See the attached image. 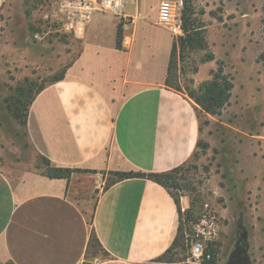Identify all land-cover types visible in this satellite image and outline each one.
<instances>
[{
  "label": "crops",
  "instance_id": "obj_1",
  "mask_svg": "<svg viewBox=\"0 0 264 264\" xmlns=\"http://www.w3.org/2000/svg\"><path fill=\"white\" fill-rule=\"evenodd\" d=\"M130 1L126 6L133 11L125 13L144 21V0ZM163 1L169 0L154 4L157 12ZM96 28L86 26L82 51L63 80L35 95L25 130L33 156L52 167L97 173L50 179L1 162L0 264H159L177 234L178 207L190 208L189 196H177V206L151 180L111 183L113 173H165L182 166L195 150L199 128L191 101L165 85L167 64L148 77L103 74L101 57L89 53ZM90 237L103 256H88Z\"/></svg>",
  "mask_w": 264,
  "mask_h": 264
},
{
  "label": "rangeland",
  "instance_id": "obj_2",
  "mask_svg": "<svg viewBox=\"0 0 264 264\" xmlns=\"http://www.w3.org/2000/svg\"><path fill=\"white\" fill-rule=\"evenodd\" d=\"M45 1L4 0L0 9V159L38 172H44V163L30 153L21 125L23 118L14 120L12 112L18 106L22 114L37 88L72 64L83 45V36L64 35L43 23ZM156 2L144 0L145 22L140 18L137 23L135 17L115 19L122 30L121 49L117 51L108 36L112 17L99 13L93 16L91 22L98 32L89 44V53L101 57L99 70L103 74L114 79L123 73L148 77L159 75L165 64L168 68L172 44L182 32L174 35L158 25ZM190 4L186 43L175 49L168 80L195 108L199 137L177 175L179 190L171 192L190 198L189 214L181 218L188 244L199 218L207 214L215 217L219 232L207 245L210 264H226L240 238L246 243L251 264H264L263 1L190 0ZM219 61L233 87L220 114L210 115L190 95L204 94ZM96 194L92 192V197ZM177 253L172 263L166 262L169 257L156 263H188L189 246ZM92 255L103 256L95 243L88 251V256ZM184 257L185 262L179 261Z\"/></svg>",
  "mask_w": 264,
  "mask_h": 264
},
{
  "label": "trees",
  "instance_id": "obj_3",
  "mask_svg": "<svg viewBox=\"0 0 264 264\" xmlns=\"http://www.w3.org/2000/svg\"><path fill=\"white\" fill-rule=\"evenodd\" d=\"M262 1H263V16H264V0ZM183 4H184L183 9L181 10V14H180V28H181L182 35H180L177 38V41L172 44V49L170 53V62L167 68V78L165 80V85L175 91H179V90L169 85V80H168L169 76L171 75V70H172L171 67H172L173 54L177 46L181 48L186 43L185 39L187 38L185 37V34H187L189 31L188 29V26L190 24L189 18L191 16V11H192L190 0H184ZM262 25H263V30H264V17L262 19ZM121 42H122V30H121V25H118L117 30H116V40H115L116 50L121 49ZM192 42H193L192 38L188 39L189 44H192ZM218 63H219L218 68L212 80L206 83L205 85L204 94L200 96H196V97H194L193 95H190V99H192L193 102L202 111L210 115L220 114L221 110L227 105L230 99L231 90L233 87L231 79L228 78L226 74H224L222 61H219ZM69 66L70 65L66 66L58 75L54 76L48 82L47 85H43L37 88L34 95L29 98L27 105L23 107L22 114L19 112V107L16 106V108L12 112L13 119L16 121L17 120L20 121V118H23V120L21 121V125L24 128H26L27 110L33 98L35 97V95L41 92L46 86L63 80L65 71ZM20 114L22 115V117L20 116ZM41 159L45 167L43 173L50 179H68L72 174H75V173H93V174L97 173L96 171L81 170L78 168L52 167L48 160L44 158H41ZM0 162H1V159H0ZM180 169H181V166L175 169H172L169 172H165V173H142V172L113 173L115 179L112 180L111 183L118 181V180L129 179V178H141V179L151 180L157 183L158 185L162 186L163 188H165L172 195L174 202L178 206L177 197L172 194L171 190L172 189L179 190L180 188V185L178 184V176H177ZM190 209H191V203H190V208L186 210L185 212H181L180 208L178 207L179 224H178L177 234L172 244L170 245V247L158 259L169 257L170 259L167 260L166 262L172 263L173 261H171V258L178 254L177 251L180 249L186 250V248L189 246L188 241H186V238H185V234H184L185 232L182 227L181 218H182V215H185L187 217ZM92 243L97 244V240L94 237L92 238L90 237V246L92 245ZM158 259H156V261ZM210 260L202 264H210ZM179 261L185 262V257Z\"/></svg>",
  "mask_w": 264,
  "mask_h": 264
},
{
  "label": "built area",
  "instance_id": "obj_4",
  "mask_svg": "<svg viewBox=\"0 0 264 264\" xmlns=\"http://www.w3.org/2000/svg\"><path fill=\"white\" fill-rule=\"evenodd\" d=\"M126 0H46L43 6V23L64 35L81 38L86 26L96 13L119 20L132 17L125 13ZM183 0L163 1L157 12V23L177 35L181 33L180 14ZM193 239L189 242L187 262L205 263L211 259L207 245L213 242L219 232L214 216L203 215L193 227Z\"/></svg>",
  "mask_w": 264,
  "mask_h": 264
},
{
  "label": "water",
  "instance_id": "obj_5",
  "mask_svg": "<svg viewBox=\"0 0 264 264\" xmlns=\"http://www.w3.org/2000/svg\"><path fill=\"white\" fill-rule=\"evenodd\" d=\"M98 193V190L95 191ZM226 264H251L250 259L246 252V243L244 239L240 238L234 247V250L230 253Z\"/></svg>",
  "mask_w": 264,
  "mask_h": 264
}]
</instances>
